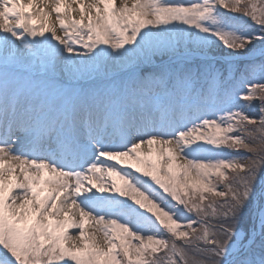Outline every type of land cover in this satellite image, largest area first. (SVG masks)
Wrapping results in <instances>:
<instances>
[{"label":"snow or ice","instance_id":"obj_1","mask_svg":"<svg viewBox=\"0 0 264 264\" xmlns=\"http://www.w3.org/2000/svg\"><path fill=\"white\" fill-rule=\"evenodd\" d=\"M0 264H264V0H0Z\"/></svg>","mask_w":264,"mask_h":264}]
</instances>
